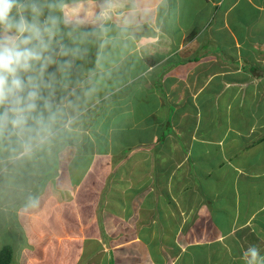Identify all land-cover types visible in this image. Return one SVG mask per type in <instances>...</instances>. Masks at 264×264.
Masks as SVG:
<instances>
[{"label": "crops", "instance_id": "obj_1", "mask_svg": "<svg viewBox=\"0 0 264 264\" xmlns=\"http://www.w3.org/2000/svg\"><path fill=\"white\" fill-rule=\"evenodd\" d=\"M68 2L82 7L78 24L61 25L63 42L87 47L70 70L76 118L31 157L0 147V249L12 248L11 264H245L251 245L264 257V164L253 154L264 153V0H98L95 15ZM126 131L130 152L113 157ZM196 166L232 192L217 219L205 204L218 192L212 202L198 186L188 206L179 192L178 212L154 213L165 183L188 191Z\"/></svg>", "mask_w": 264, "mask_h": 264}, {"label": "clouds", "instance_id": "obj_2", "mask_svg": "<svg viewBox=\"0 0 264 264\" xmlns=\"http://www.w3.org/2000/svg\"><path fill=\"white\" fill-rule=\"evenodd\" d=\"M81 7L0 0V147L7 144L10 160L31 157L55 135L57 125L76 118L80 96L70 70L81 49L63 42L61 25L78 24ZM66 35L77 44L72 31ZM52 66L56 70L49 72ZM243 257L245 264H264L255 245L245 249Z\"/></svg>", "mask_w": 264, "mask_h": 264}, {"label": "rangeland", "instance_id": "obj_3", "mask_svg": "<svg viewBox=\"0 0 264 264\" xmlns=\"http://www.w3.org/2000/svg\"><path fill=\"white\" fill-rule=\"evenodd\" d=\"M81 1H82L83 4H85V2H86V5L89 7L90 10H92V12L94 13V15L96 13H98L97 6H94V4H91V3H95L96 4L98 2V0H81ZM55 2L57 4L63 3L65 5H68V3L70 1L68 2V0H62V1L59 2V0H57ZM73 2L75 3V0H72V3ZM250 38H252V39H250L252 41L259 40L260 38H262L261 32H260L259 35H256L255 34V36H252ZM80 48L82 50L84 49L85 51L87 49V47H85L84 44H82V46ZM151 103H153V101H151ZM258 107L260 109L264 108V103L261 104V105H259ZM123 121L124 120H122V119L120 120V122H123ZM194 121L198 123L199 119L196 118ZM188 127L191 128L192 126H188ZM160 128L164 129V130H161L160 131L161 134H159L160 136H162V135H164V133L167 132L168 128L164 125V123L160 126ZM185 133H186V131L184 132V134ZM200 133H203V132H200ZM131 136H132V133L126 131V132H124L123 134H121L118 137L119 138V142L122 143V144L120 145V143H118V145H115L114 152H113V157H116L117 156V152L120 151V150L126 151L128 153L130 152L129 151L130 150V146L132 145V142L131 141H134V140H131ZM137 139H138V137L136 136V140ZM122 154L120 155V157L122 156ZM253 154H256L257 155L256 158L257 159L259 158L260 162L262 164H264V155H263L264 153L261 154V152L259 150H256V151L253 152ZM252 157H253V155H252ZM157 160L158 159H154V164L157 163ZM196 170L198 171V173H199L200 170H202V171L199 174V177L197 178V181H194L193 187H191V185H189L188 191L185 190V189H182V188H181V191H180V189H178L179 188V185H178V187H176V184H181V180H179V181L173 180V182L176 183V184H172V183L166 184L165 183L166 188H170V190H171L169 192V198L166 199V201L163 198H155V199H153L152 200V202L154 204L153 205V212L156 213L159 210L158 207L160 208L161 206L168 207L170 209V213L178 212V209H180V207L178 206L179 204H178V200H177V196H178L179 192H180V194H179V203H180V205L182 207H186V206H188V204H189V202H190V200H191L192 197L197 198V190H195V188H196V186H198L200 197H203V194H204V197H207L208 199L212 200V202H214L213 199H212V196L215 194V192H218V195L219 196L216 198V201L213 203L214 206L210 204L211 203L210 201H207L206 202L207 204H205L206 207H209L210 209H213V212H214V215H215V218H216L217 215L220 214V212H221L220 210L223 209V208H221V205L224 204V202H225V201H223V198L224 199H229L230 194H232V192L224 189L223 182L218 183L219 181H216V182L214 181V178L216 176V174L214 172L211 171L212 174H210V175L209 174H205L204 172H206L205 171L206 170V167L196 166ZM123 171L124 170H122V172ZM216 173H218V171ZM175 174H178L177 171L175 172ZM223 176L225 178L224 180H226V181H228V178H231V169H230V167L228 168L227 172L224 173ZM200 180H201V182H200ZM184 184H185V182L183 183V186L182 187H184ZM156 196H160V193H157ZM249 196H250V193H249ZM163 197H164V195H163ZM229 202H230V200H229ZM200 204H202V202ZM215 204H217V205L215 206ZM230 206H228V207L231 208ZM250 209H252V208H250ZM226 211L229 212L228 210H226ZM229 213H231V212H229ZM207 214H208V212H207ZM172 217L173 218H176V219H179V218H181V215L179 217V215L172 214ZM198 217L199 216L197 214L196 215H190V218L196 219ZM209 217H210L209 214H208V216L203 214V215H200V217H199L201 219H200V222L198 223V226H196V229L201 231V237H203L202 234L208 233V232L202 233L203 232L202 229L203 228L206 229L205 226H207V221H208ZM175 222H176L175 220H174V222H171V220H170L169 227L172 228V230L174 229V227H172V226L175 225ZM209 222H210V219H209ZM257 232H258V229H257ZM154 233H155V235L157 237L160 232L156 231ZM180 240L183 241V242L181 241L182 243H185L186 242L184 239H180ZM166 241H173V233L171 231L167 232V234H166ZM158 244H160V239L159 238H157V239L154 238L153 245H158ZM229 248H230V246H229ZM164 249L165 248H162V250H164ZM259 250H260V248H259ZM156 256H158V255H156ZM225 263L226 262H224L223 264H225Z\"/></svg>", "mask_w": 264, "mask_h": 264}, {"label": "trees", "instance_id": "obj_4", "mask_svg": "<svg viewBox=\"0 0 264 264\" xmlns=\"http://www.w3.org/2000/svg\"><path fill=\"white\" fill-rule=\"evenodd\" d=\"M13 258L12 248L4 246L0 249V264H11Z\"/></svg>", "mask_w": 264, "mask_h": 264}]
</instances>
